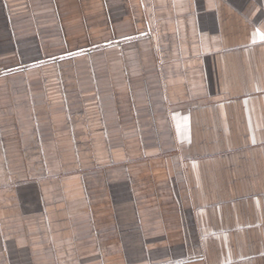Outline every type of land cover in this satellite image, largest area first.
<instances>
[{
  "label": "crops",
  "instance_id": "1",
  "mask_svg": "<svg viewBox=\"0 0 264 264\" xmlns=\"http://www.w3.org/2000/svg\"><path fill=\"white\" fill-rule=\"evenodd\" d=\"M264 0H0V264H264Z\"/></svg>",
  "mask_w": 264,
  "mask_h": 264
},
{
  "label": "snow or ice",
  "instance_id": "2",
  "mask_svg": "<svg viewBox=\"0 0 264 264\" xmlns=\"http://www.w3.org/2000/svg\"><path fill=\"white\" fill-rule=\"evenodd\" d=\"M262 38H264V37H262Z\"/></svg>",
  "mask_w": 264,
  "mask_h": 264
}]
</instances>
